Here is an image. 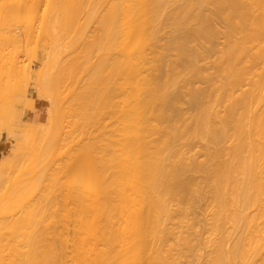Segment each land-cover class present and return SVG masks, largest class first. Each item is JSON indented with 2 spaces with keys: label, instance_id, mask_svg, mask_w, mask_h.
Instances as JSON below:
<instances>
[{
  "label": "bare ground",
  "instance_id": "1",
  "mask_svg": "<svg viewBox=\"0 0 264 264\" xmlns=\"http://www.w3.org/2000/svg\"><path fill=\"white\" fill-rule=\"evenodd\" d=\"M0 151V264H264V0H0Z\"/></svg>",
  "mask_w": 264,
  "mask_h": 264
},
{
  "label": "rangeland",
  "instance_id": "2",
  "mask_svg": "<svg viewBox=\"0 0 264 264\" xmlns=\"http://www.w3.org/2000/svg\"><path fill=\"white\" fill-rule=\"evenodd\" d=\"M1 156H2V154H1V151H0V157H1ZM202 204H203V202L201 203V205H202ZM200 208H202V207H200ZM200 208H199V209H200Z\"/></svg>",
  "mask_w": 264,
  "mask_h": 264
}]
</instances>
